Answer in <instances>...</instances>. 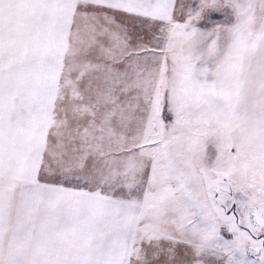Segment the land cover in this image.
<instances>
[{
    "label": "snow or ice",
    "instance_id": "snow-or-ice-1",
    "mask_svg": "<svg viewBox=\"0 0 264 264\" xmlns=\"http://www.w3.org/2000/svg\"><path fill=\"white\" fill-rule=\"evenodd\" d=\"M0 264H264V0H0Z\"/></svg>",
    "mask_w": 264,
    "mask_h": 264
}]
</instances>
